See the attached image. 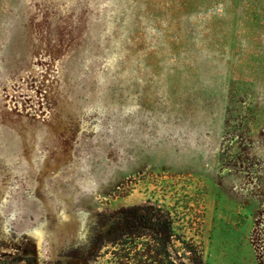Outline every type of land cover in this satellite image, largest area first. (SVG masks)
I'll return each mask as SVG.
<instances>
[{"label": "rangeland", "instance_id": "rangeland-1", "mask_svg": "<svg viewBox=\"0 0 264 264\" xmlns=\"http://www.w3.org/2000/svg\"><path fill=\"white\" fill-rule=\"evenodd\" d=\"M147 200L264 264V0H0V255Z\"/></svg>", "mask_w": 264, "mask_h": 264}, {"label": "trees", "instance_id": "trees-1", "mask_svg": "<svg viewBox=\"0 0 264 264\" xmlns=\"http://www.w3.org/2000/svg\"><path fill=\"white\" fill-rule=\"evenodd\" d=\"M182 221L149 200L120 206L98 215L97 232L55 260L2 252L0 264H189L190 256L192 264H203V250L188 238ZM5 247L13 250V246ZM20 250L14 247V252Z\"/></svg>", "mask_w": 264, "mask_h": 264}]
</instances>
